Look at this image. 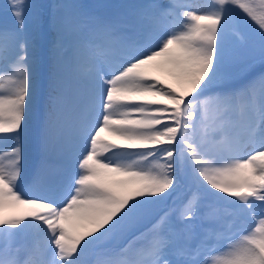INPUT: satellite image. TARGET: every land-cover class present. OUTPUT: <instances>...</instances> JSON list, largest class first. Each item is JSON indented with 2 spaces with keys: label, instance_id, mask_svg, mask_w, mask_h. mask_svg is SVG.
Instances as JSON below:
<instances>
[{
  "label": "snow or ice",
  "instance_id": "6c2138e0",
  "mask_svg": "<svg viewBox=\"0 0 264 264\" xmlns=\"http://www.w3.org/2000/svg\"><path fill=\"white\" fill-rule=\"evenodd\" d=\"M9 14L0 264H264V0Z\"/></svg>",
  "mask_w": 264,
  "mask_h": 264
},
{
  "label": "rangeland",
  "instance_id": "374dc122",
  "mask_svg": "<svg viewBox=\"0 0 264 264\" xmlns=\"http://www.w3.org/2000/svg\"><path fill=\"white\" fill-rule=\"evenodd\" d=\"M49 2H50V0H49ZM84 2H88V3H122V2H125V0H84ZM201 2H203V0H201ZM7 3H8V0H0V26H2L5 22H7L9 24H11V22H12V17L10 14L7 16V18H5V16H4V7ZM162 78H165V77H162ZM165 79H167V78H165ZM168 82H170V81H168ZM102 136L106 139H113L112 137L108 136L106 133H102ZM187 186H188L187 181H185V183L182 184V186H181V192L179 193V195H183V192L186 190ZM169 203H171V201H169ZM5 211H4V214L9 213V215H13V213L16 210L15 209H5Z\"/></svg>",
  "mask_w": 264,
  "mask_h": 264
},
{
  "label": "bare ground",
  "instance_id": "6f19581e",
  "mask_svg": "<svg viewBox=\"0 0 264 264\" xmlns=\"http://www.w3.org/2000/svg\"><path fill=\"white\" fill-rule=\"evenodd\" d=\"M5 212H6V211H5ZM14 213H15V212H14ZM14 213H13V214H14ZM4 215L8 216V215H9V213H5ZM9 216H10V215H9Z\"/></svg>",
  "mask_w": 264,
  "mask_h": 264
},
{
  "label": "trees",
  "instance_id": "16d2710c",
  "mask_svg": "<svg viewBox=\"0 0 264 264\" xmlns=\"http://www.w3.org/2000/svg\"><path fill=\"white\" fill-rule=\"evenodd\" d=\"M30 2H35V0H30Z\"/></svg>",
  "mask_w": 264,
  "mask_h": 264
}]
</instances>
